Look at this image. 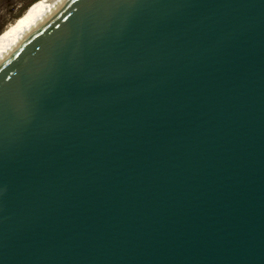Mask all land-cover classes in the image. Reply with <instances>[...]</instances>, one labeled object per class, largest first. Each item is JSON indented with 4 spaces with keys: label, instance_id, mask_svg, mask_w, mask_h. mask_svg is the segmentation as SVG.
Returning <instances> with one entry per match:
<instances>
[{
    "label": "water",
    "instance_id": "water-1",
    "mask_svg": "<svg viewBox=\"0 0 264 264\" xmlns=\"http://www.w3.org/2000/svg\"><path fill=\"white\" fill-rule=\"evenodd\" d=\"M0 264H264V0H57L25 31Z\"/></svg>",
    "mask_w": 264,
    "mask_h": 264
},
{
    "label": "bare ground",
    "instance_id": "bare-ground-1",
    "mask_svg": "<svg viewBox=\"0 0 264 264\" xmlns=\"http://www.w3.org/2000/svg\"><path fill=\"white\" fill-rule=\"evenodd\" d=\"M57 0H39L0 36V58Z\"/></svg>",
    "mask_w": 264,
    "mask_h": 264
},
{
    "label": "rangeland",
    "instance_id": "rangeland-1",
    "mask_svg": "<svg viewBox=\"0 0 264 264\" xmlns=\"http://www.w3.org/2000/svg\"><path fill=\"white\" fill-rule=\"evenodd\" d=\"M39 0H0V36Z\"/></svg>",
    "mask_w": 264,
    "mask_h": 264
}]
</instances>
